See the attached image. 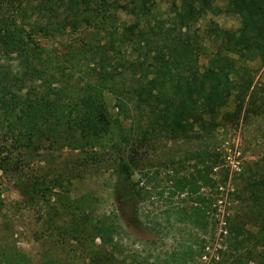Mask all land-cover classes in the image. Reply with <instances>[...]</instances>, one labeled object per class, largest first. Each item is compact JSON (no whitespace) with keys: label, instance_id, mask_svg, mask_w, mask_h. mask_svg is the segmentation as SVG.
<instances>
[{"label":"rangeland","instance_id":"374dc122","mask_svg":"<svg viewBox=\"0 0 264 264\" xmlns=\"http://www.w3.org/2000/svg\"><path fill=\"white\" fill-rule=\"evenodd\" d=\"M215 2V11L208 12L196 27L210 29L217 24L238 28L239 18L225 10L227 0ZM160 4L162 10H167L164 1ZM133 19L124 10L119 12V23L130 24ZM109 34L106 29L83 24L78 29L37 33L34 37L57 72L55 82L77 90L91 76L97 77L89 65L98 67L101 56L87 51L92 45L105 44ZM220 41L216 36L205 40L202 65L208 63V55L218 49ZM239 63L250 69L258 91L256 104L263 112L250 121L239 114L234 121L224 120L215 138L206 133L202 140L194 139V133L171 138L152 127L146 118L141 119L137 111L122 113L115 95L107 89L105 99L121 127L90 138L78 149H53L47 143L38 151L21 149L20 153L16 150L8 154L2 146V156L9 163L7 169L0 170V247L21 250L36 264L50 260L166 264L172 254L185 257L187 264H228L221 263V250L228 245L226 217L239 212V224L248 238L239 264H264V201L253 199L264 196V60ZM202 70L205 72L204 67ZM248 101L249 96L244 109ZM241 104L233 97L223 112L236 111ZM207 148L220 154L219 166L211 174L217 183L214 189L204 186L198 177L199 169L206 176L198 155ZM121 160L131 167L132 183L127 188L117 184ZM181 178H187L189 184L184 191L176 192L175 185ZM196 183L201 185L198 192ZM237 185L241 199L233 203L228 197ZM215 191L221 192V200L211 203ZM203 195L209 215V223L203 227L167 214L170 208L195 206ZM138 216L149 229L138 221ZM104 217L119 223L112 244L92 237L95 225Z\"/></svg>","mask_w":264,"mask_h":264},{"label":"trees","instance_id":"16d2710c","mask_svg":"<svg viewBox=\"0 0 264 264\" xmlns=\"http://www.w3.org/2000/svg\"><path fill=\"white\" fill-rule=\"evenodd\" d=\"M160 1L167 4V10H162ZM215 1L0 0V170L7 169L9 163L2 156L3 147L8 154L16 150L20 153L21 149L38 151L47 143L53 149H78L90 138L121 127L105 99L107 89L115 95L122 113L137 111L141 119L146 118L152 127L171 138L192 133L197 140L205 139L203 133L215 138L224 120L234 121L238 114L247 121L260 117L263 110L256 104L258 91L250 69L239 62L264 60V0H227L226 12L240 21L236 29L217 24L210 29L197 28L199 21L218 7ZM122 10L134 18L133 22H118ZM83 24L110 31L109 39L87 51L101 56L98 67L89 65L97 77L91 76L77 90H68L55 82L57 72L34 35L61 33ZM212 36L220 38V45L208 55V63L202 65L205 40ZM233 97L241 106L236 111L223 112ZM216 151L207 148L198 155L206 168V176L199 169L198 177L204 186L213 189L217 183L211 174L219 166L220 155ZM204 158L213 161L209 163ZM118 177L119 187L131 185V167L124 160L119 163ZM188 184L187 178L179 179L175 191H184ZM196 185L198 192L201 185ZM261 185L264 186V179ZM220 194L215 191L211 203L221 200ZM229 194L231 202H239V185ZM199 197L195 206L170 208L167 214L203 227L209 223L205 207L208 202L204 195ZM261 197L253 199L263 202L264 196ZM239 214L226 217L228 245L221 250V263L242 261L248 238L239 224ZM137 218L143 223L140 216ZM118 228L117 220L104 217L95 225L92 237L112 244ZM0 264L36 263L21 250L0 247ZM44 264L74 263L50 260ZM166 264L187 263L185 257L172 254Z\"/></svg>","mask_w":264,"mask_h":264}]
</instances>
